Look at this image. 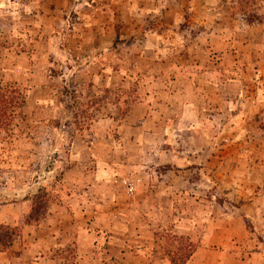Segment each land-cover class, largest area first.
Masks as SVG:
<instances>
[{
  "label": "rangeland",
  "instance_id": "374dc122",
  "mask_svg": "<svg viewBox=\"0 0 264 264\" xmlns=\"http://www.w3.org/2000/svg\"><path fill=\"white\" fill-rule=\"evenodd\" d=\"M13 84L5 263L264 264V0H0Z\"/></svg>",
  "mask_w": 264,
  "mask_h": 264
},
{
  "label": "trees",
  "instance_id": "16d2710c",
  "mask_svg": "<svg viewBox=\"0 0 264 264\" xmlns=\"http://www.w3.org/2000/svg\"><path fill=\"white\" fill-rule=\"evenodd\" d=\"M24 102L25 96L18 86L14 84L0 86V133H5L8 136L15 119L21 114ZM7 236L0 237V243ZM186 247L183 253L171 257L170 260L173 264H186L190 259L194 253V246L187 242Z\"/></svg>",
  "mask_w": 264,
  "mask_h": 264
},
{
  "label": "crops",
  "instance_id": "0c3cea01",
  "mask_svg": "<svg viewBox=\"0 0 264 264\" xmlns=\"http://www.w3.org/2000/svg\"><path fill=\"white\" fill-rule=\"evenodd\" d=\"M194 109H196L195 105H193L191 103H186L185 110H184L185 112L183 113V115L181 117V120H180L181 124H185L186 128L187 127H191L190 126L191 123H193V125H195V126L201 124V120H199V117H198V115H196V112H195ZM132 112H133V110L131 111V114H132ZM138 119H140V118H138ZM148 120L149 119H147L145 122H140V123H137V121L136 122H133L132 125H133V128L135 130V133H137V136L143 137L145 134H147L146 132L143 133V131H144V128L146 129V127H147ZM195 123H197V124H195ZM159 124L160 123H158V125ZM123 128H124V126H123ZM151 131H152V129H151ZM141 132L143 133V135L140 134ZM159 132H160V129L158 128V129L153 130L150 135L151 136H154V139H156V140L158 139L159 140L160 137H161V133H159ZM137 136L134 139V141H141L140 138H139V140H137ZM108 169H110L109 166H108ZM113 171H114V169H113ZM109 175H110V172H109ZM78 246H79V254H80V257H86L87 253L90 252V249H92V246H93V241H92L91 236H89L85 232L80 233L78 235ZM29 253L30 252H25V253H23L21 255V257L24 258V259H26V258L28 259L29 258ZM32 256H33V254H32ZM44 258L45 257H43V255H40V257L39 258H36V261L34 263H32V264H40L38 262V260H42ZM0 264H9L8 263V260L5 263V259L3 257V253H0ZM52 264H53V262H52ZM56 264H61V260H58L56 258Z\"/></svg>",
  "mask_w": 264,
  "mask_h": 264
},
{
  "label": "built area",
  "instance_id": "2783aa9c",
  "mask_svg": "<svg viewBox=\"0 0 264 264\" xmlns=\"http://www.w3.org/2000/svg\"><path fill=\"white\" fill-rule=\"evenodd\" d=\"M126 193L130 196L134 195L136 192V183L130 179L126 178L122 180Z\"/></svg>",
  "mask_w": 264,
  "mask_h": 264
}]
</instances>
